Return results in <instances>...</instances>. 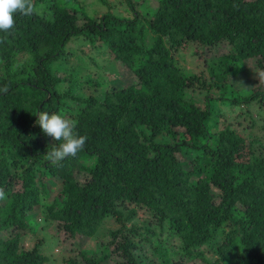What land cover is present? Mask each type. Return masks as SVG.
<instances>
[{"label":"trees","instance_id":"trees-1","mask_svg":"<svg viewBox=\"0 0 264 264\" xmlns=\"http://www.w3.org/2000/svg\"><path fill=\"white\" fill-rule=\"evenodd\" d=\"M127 1L131 17L92 18L77 0H33L35 13L17 14L14 30L0 33V188L6 193L0 264L48 260L42 239L27 249L20 245L22 231L36 234L35 211L70 236L92 237L113 217L119 225L108 229L109 243L121 257L113 264H139V242L129 233L137 234L140 225L126 224L138 206L152 213L159 229L177 234V264H264V133L220 127L226 116L217 106L263 102L262 91L224 90L246 59L256 58L264 72V0H157L145 23ZM79 13L87 18L83 25H77ZM77 36L99 40L138 83L98 97L75 94L73 77L61 90L63 79L51 65ZM225 39L231 52L198 60L190 73L176 62L191 42ZM41 111L66 112L87 137L83 150L58 165L48 162L46 153L61 142L53 140V148L42 142L51 137L35 123ZM76 171L88 175L79 180ZM142 226L154 232L151 223ZM81 256L82 263L65 262L108 264L104 249Z\"/></svg>","mask_w":264,"mask_h":264},{"label":"rangeland","instance_id":"rangeland-1","mask_svg":"<svg viewBox=\"0 0 264 264\" xmlns=\"http://www.w3.org/2000/svg\"><path fill=\"white\" fill-rule=\"evenodd\" d=\"M133 7L141 12V18L150 20L153 17L154 11L157 9V0H130ZM127 0H77L75 5L80 12L86 13L89 17H100L104 13L115 15L116 17H131L134 11L131 9ZM70 11L72 9L70 8ZM86 17L79 13L77 25H83ZM145 23V20H143ZM99 40L90 42L87 37L77 36L72 37L65 46V54L62 58L52 63V71L60 76L63 80L60 83V89L63 90L68 86L70 78H76V85H72L73 91L77 95L94 94L98 97L106 90L112 88H124L131 84H137L138 78L129 70L120 60L113 59V54L108 49L98 47ZM232 51V47L228 40H223L215 45H203L197 42H191V46L181 50L176 57L178 65L185 68L189 73L192 69H198V60L213 58L227 54ZM197 52V55L193 54ZM255 72H263L257 66L256 58H249L243 61V68L235 70L234 73L228 75L226 79L225 94L242 92L243 90L254 89L263 92V102L258 104L252 102L250 105H239L231 107L222 102H218V109L226 116V119L221 118L220 127L227 123L238 125L245 133L250 132L253 137H261L264 133V80L260 81L258 74ZM91 81H86L87 79ZM191 90V89H190ZM190 90L186 89V94L189 96ZM217 93L215 91H212ZM248 111V113H246ZM67 118V113L61 114ZM37 120V119H36ZM239 122V123H238ZM44 138V137H43ZM42 142L49 147L54 146L52 138H44ZM181 159V155L177 154ZM85 172L76 171L75 176L81 179ZM84 178V177H83ZM20 187L16 181L14 189ZM216 200L218 197L215 198ZM4 201H0L2 204ZM136 215L133 219L126 222L127 226L132 223L138 226L137 234H129L139 242L134 250L139 264H177L180 257V239L175 232L169 228L159 229L152 213L138 206ZM34 213V218L38 221L36 234L26 231L21 232V247L24 249L32 247L37 238L43 240L41 246L42 253L48 258L44 264H67L65 260L68 257L76 259L82 263L81 252L86 255L96 254L100 250L108 254L106 262L113 264L116 261H121V257L114 250V243L111 241V236L108 234V229L115 228L119 224L113 217H107L98 232L92 236L75 235L70 236L64 230L59 229L57 222L48 220L45 222L39 214V211ZM151 223L153 233L147 234L142 229V225ZM18 230H14L13 233ZM6 231H0L5 235ZM141 234L147 237L141 239ZM109 243V244H108ZM108 244V245H107ZM209 255V254H208ZM186 264H205L199 259L186 261Z\"/></svg>","mask_w":264,"mask_h":264},{"label":"clouds","instance_id":"clouds-1","mask_svg":"<svg viewBox=\"0 0 264 264\" xmlns=\"http://www.w3.org/2000/svg\"><path fill=\"white\" fill-rule=\"evenodd\" d=\"M35 11L33 0H0V33H11L14 30L17 14L32 16ZM257 74L260 81L264 80V72ZM35 123L46 136L61 142L58 147L46 153L47 160L52 165H58L68 157H75L83 150L87 137L79 135L75 121L60 114L41 111L37 114ZM5 199L6 193L3 188H0V201Z\"/></svg>","mask_w":264,"mask_h":264}]
</instances>
